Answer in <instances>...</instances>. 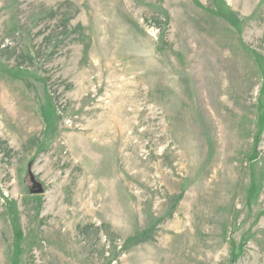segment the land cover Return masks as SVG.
I'll use <instances>...</instances> for the list:
<instances>
[{"label":"rangeland","instance_id":"374dc122","mask_svg":"<svg viewBox=\"0 0 264 264\" xmlns=\"http://www.w3.org/2000/svg\"><path fill=\"white\" fill-rule=\"evenodd\" d=\"M0 264H264V0H0Z\"/></svg>","mask_w":264,"mask_h":264},{"label":"water","instance_id":"95a60500","mask_svg":"<svg viewBox=\"0 0 264 264\" xmlns=\"http://www.w3.org/2000/svg\"><path fill=\"white\" fill-rule=\"evenodd\" d=\"M34 184L38 187L37 190H36V192H37V193L42 192L43 188H42L41 183H39V182H37V181H34Z\"/></svg>","mask_w":264,"mask_h":264}]
</instances>
